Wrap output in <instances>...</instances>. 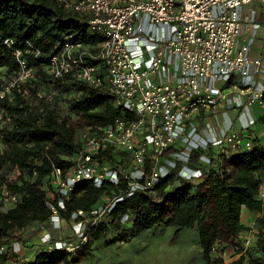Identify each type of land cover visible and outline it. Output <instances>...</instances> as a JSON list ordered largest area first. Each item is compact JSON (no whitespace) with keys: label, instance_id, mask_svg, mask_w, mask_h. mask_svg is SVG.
<instances>
[{"label":"trees","instance_id":"trees-1","mask_svg":"<svg viewBox=\"0 0 264 264\" xmlns=\"http://www.w3.org/2000/svg\"><path fill=\"white\" fill-rule=\"evenodd\" d=\"M88 19V13L66 9L55 0H0V90L18 71L14 50L33 69L30 80L0 98V187L4 185L19 198L15 204L4 203L0 191V264H72L90 253L96 239L114 235L123 242L163 226L195 230L205 264H264V197L258 195L264 182L261 131L254 133L253 147L247 151L215 144L206 137H202L205 143L196 146L184 137L175 141L159 161V179L149 190L128 188L122 174L108 181L101 192L93 181L81 182L69 193L53 186L52 170L59 167L65 175L80 149L82 131L108 125L117 117L131 118L115 103L99 59L85 57L99 67L102 83L97 86L74 73L57 79L49 72L48 60L70 35L95 51L101 38L91 34ZM7 39L10 45L4 43ZM205 118L203 112L194 116L187 133L193 128L196 133ZM256 122L262 128L260 118H253L248 129ZM96 157L113 167L129 165L124 150L107 149ZM148 167L146 163L145 172ZM185 170L200 175L187 177ZM115 194L118 197L106 213L110 221L84 230L87 241L75 251L49 250L54 240L35 243L25 237L31 229L48 226L53 213L61 223H71L72 213H91L101 205L103 195ZM125 217L129 225H123ZM248 234L247 249L225 262L224 248L238 245L237 251L241 250ZM13 242L28 249L37 247V252L19 260L8 249Z\"/></svg>","mask_w":264,"mask_h":264},{"label":"built area","instance_id":"built-area-1","mask_svg":"<svg viewBox=\"0 0 264 264\" xmlns=\"http://www.w3.org/2000/svg\"><path fill=\"white\" fill-rule=\"evenodd\" d=\"M55 1L66 9L88 13L89 31L101 39L92 53L81 41L71 35L66 37L60 51L48 60L49 72L57 79L74 73L78 79L97 86L102 83L99 67L85 57L99 59L105 67L104 78L115 103L123 106L131 118L117 117L108 125H96L82 131L80 149L65 175L59 167L52 170L50 180L54 187L69 193L77 184L93 181L101 192L108 181H115L122 174L128 188L152 189L160 176L159 161L168 148L183 137L187 142L192 140V134L187 133L189 121L201 112L222 108L231 94L244 97L243 110L239 111V115L245 116L244 128L225 131L218 137L214 135L213 142L232 149L250 150L254 135L247 129L253 119L246 116L244 110L255 105L260 110V135L264 144V85L257 80L264 74V60L252 56L249 43L245 38L241 40L244 31L250 30V24L243 23L239 13L241 6L250 11L256 0ZM258 1L264 7V0ZM139 15H145L151 25L160 27L147 61L141 53L129 50L130 39L135 37L142 22ZM164 23L170 28L166 29ZM4 43L10 45L11 42L7 39ZM148 44L141 38L137 43L138 52ZM14 54L19 68L4 90H0V98L9 89L33 77V69L20 57V51L16 49ZM218 73L236 74L239 79H230L221 86ZM107 149L126 151L129 165L113 167L101 163L96 155ZM146 163L149 166L147 172ZM134 172H140L138 178L132 175ZM183 174L187 177L200 175L199 171L186 170ZM0 191L4 203L19 201L18 195L4 185ZM258 195L264 197V182L259 186ZM117 197L116 194L103 195V202L91 213H72L70 236L75 238L63 240L60 234L52 235L48 239L54 243L48 249L75 251L79 244L87 241L84 230L88 232L101 221H110L106 213ZM77 216L80 219L74 220ZM49 224L55 231L60 229L58 214L53 213ZM34 231L38 234L41 230L36 228ZM45 234L40 235L42 242L48 240L44 238ZM250 243L248 234L243 248L237 253H243Z\"/></svg>","mask_w":264,"mask_h":264},{"label":"rangeland","instance_id":"rangeland-1","mask_svg":"<svg viewBox=\"0 0 264 264\" xmlns=\"http://www.w3.org/2000/svg\"><path fill=\"white\" fill-rule=\"evenodd\" d=\"M166 29H169L170 26L167 23H164ZM155 27V25H153ZM145 33V32H144ZM261 36V35H260ZM147 37V36H146ZM149 40H152L151 37H147ZM246 38V37H244ZM155 40L149 43L148 46L142 47V51L138 52L137 50V39L132 37L130 39V52L145 54L144 50H148V47L152 50ZM139 49V47H138ZM137 50V51H136ZM148 54V53H147ZM147 56V55H146ZM168 58H174L168 56ZM176 57L174 58V60ZM177 60V59H176ZM217 79L220 82V85H224L225 82H228L230 79L237 80L239 76L236 74L225 73L217 74ZM256 108V109H255ZM240 110V108H237ZM255 109V110H254ZM249 111L253 112L254 119H257L260 116V110L257 106L253 105L249 107ZM212 112V111H211ZM230 123H233L238 130H241V119L242 117L236 118L234 113L229 112ZM211 114V113H209ZM207 115L201 123V126L197 129L202 135L207 133L208 129L207 124L214 126L216 123V115ZM234 115V116H233ZM219 116L217 117V119ZM243 121H245L243 119ZM256 121V120H255ZM218 122L222 123L220 118ZM222 125V124H220ZM216 126V125H215ZM253 132H260L261 125L257 122L253 124ZM260 128V129H258ZM189 130L191 127L188 128ZM206 129V130H205ZM255 129V130H254ZM205 136V135H204ZM135 178H138L140 172H134L132 174ZM195 178L199 176H194ZM103 202V199L102 201ZM123 225H129V219L125 217L123 220ZM40 232L46 233L45 237L47 239L52 237V235L64 236L70 235L71 227L70 223L62 222L60 229L57 231L54 230L52 225L45 227L40 226ZM41 233H39L41 235ZM245 235V234H244ZM242 235L241 237H243ZM25 237L30 238L35 243L42 242V238L37 235L34 229L29 230ZM111 240L109 243H105V240ZM238 245L225 247L222 255L225 259V262H229L233 259H236L239 256L237 253ZM9 252L16 256L19 260L30 259L31 256L37 252V247L26 248L21 243L13 242L9 246ZM72 264H205L202 260V248L197 242V235L195 230L192 228H184L177 230L173 226H163L157 228L148 229L134 237H131L129 240L121 242L120 239L116 238L114 235H106L100 239H96L91 243L90 253L82 258L81 260L72 263Z\"/></svg>","mask_w":264,"mask_h":264},{"label":"crops","instance_id":"crops-1","mask_svg":"<svg viewBox=\"0 0 264 264\" xmlns=\"http://www.w3.org/2000/svg\"><path fill=\"white\" fill-rule=\"evenodd\" d=\"M251 8L252 9L250 11L247 10L246 6H241L239 9L242 22L245 24H250V30L244 31V33L241 35V40H243L244 37H246L245 40L250 45L251 55L254 57H261L264 60V7L258 0H256L252 3ZM138 18H139V21H142V22L138 25L136 32H135V38L137 39V43L141 38L146 39L148 43L153 42L155 37L159 35L160 33V27L156 25L155 27H153V25H151L148 22L147 17L145 15H139ZM146 36L147 37L152 36V40H149ZM148 50L149 52L147 50H144L145 54L143 55L141 54L144 60L146 61L151 57V53H152L149 47H148ZM257 80H258V83H262L264 85V74H262ZM243 99L244 97L242 96H239L237 94H231L227 98L222 108H216V109H213L212 112L205 113L207 115L209 113H211L209 115H214V116L216 115L215 117L216 123H214L216 126L215 125L210 126L209 124H207L208 129L207 130L205 129L206 130L205 133H207V137H206V134H204L205 135L204 136L198 131L196 133H192L193 129H191L189 133L192 134L191 137L193 141L190 139L188 144L189 145L191 144V146L192 145L195 146L198 143L199 144L203 143L202 137L204 138L206 137L207 139L210 138V140H212L214 135L216 136L220 135L221 133L228 131V130H238L233 123H230V119H229L230 113L229 112L234 113L236 118H238L239 116L244 118L245 116L239 115V113L242 112L243 110L241 107ZM237 108H240V110H238ZM244 112L246 116L250 115L252 119L254 118L253 112H250L249 109H245ZM218 116L220 120L222 121V123L218 122V119H219V118L217 119ZM241 127L244 128L243 119H241ZM247 130H248L247 132H250L254 135L253 129H247ZM37 235L40 236L39 233Z\"/></svg>","mask_w":264,"mask_h":264}]
</instances>
